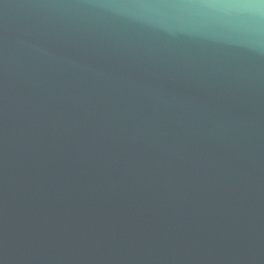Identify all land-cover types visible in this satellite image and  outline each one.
<instances>
[{
    "label": "water",
    "instance_id": "obj_1",
    "mask_svg": "<svg viewBox=\"0 0 264 264\" xmlns=\"http://www.w3.org/2000/svg\"><path fill=\"white\" fill-rule=\"evenodd\" d=\"M0 264H264V0H0Z\"/></svg>",
    "mask_w": 264,
    "mask_h": 264
}]
</instances>
